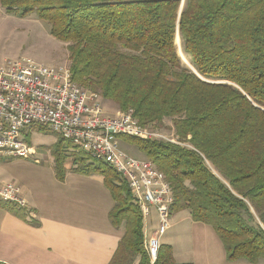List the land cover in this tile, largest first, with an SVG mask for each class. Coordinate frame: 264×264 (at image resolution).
<instances>
[{"label":"trees","instance_id":"16d2710c","mask_svg":"<svg viewBox=\"0 0 264 264\" xmlns=\"http://www.w3.org/2000/svg\"><path fill=\"white\" fill-rule=\"evenodd\" d=\"M0 4L50 25L68 47L77 85L134 110L143 126L172 119L192 149L127 138L165 174L175 198L171 214L189 211L213 228L229 262L264 261V0ZM178 35L194 70L182 64ZM61 143L56 172L63 179ZM81 169L102 173L114 201L111 222L126 228L111 264H151L127 182L105 165ZM155 264H176L172 248L162 245Z\"/></svg>","mask_w":264,"mask_h":264},{"label":"built area","instance_id":"2783aa9c","mask_svg":"<svg viewBox=\"0 0 264 264\" xmlns=\"http://www.w3.org/2000/svg\"><path fill=\"white\" fill-rule=\"evenodd\" d=\"M35 127L56 133L74 150L115 170L127 182L145 220L153 211L157 213L158 227L145 242L151 264H155L161 239L171 225L174 193L164 173L152 162L129 155L119 139L192 147L168 138L153 124L141 125L132 110L117 116L105 113L99 95L79 87L69 67L50 68L32 59L7 62L0 67V157H33L35 152L22 135ZM0 200L28 209L22 188L13 182L0 183ZM28 217L32 220L34 216Z\"/></svg>","mask_w":264,"mask_h":264},{"label":"crops","instance_id":"0c3cea01","mask_svg":"<svg viewBox=\"0 0 264 264\" xmlns=\"http://www.w3.org/2000/svg\"><path fill=\"white\" fill-rule=\"evenodd\" d=\"M68 153L63 179L51 166L47 174L40 168L13 182L22 188L28 209L0 208V264H111L125 225L115 227L111 222L114 201L102 173H85L81 167L94 166L81 162L85 157ZM11 181L0 178V183ZM29 214L32 220L25 217ZM147 224L143 225L148 239L158 227L156 212ZM162 245L172 248L176 264H251L229 262L214 229L193 221L189 211L171 214Z\"/></svg>","mask_w":264,"mask_h":264},{"label":"rangeland","instance_id":"374dc122","mask_svg":"<svg viewBox=\"0 0 264 264\" xmlns=\"http://www.w3.org/2000/svg\"><path fill=\"white\" fill-rule=\"evenodd\" d=\"M176 44L183 66L190 68L180 54L179 44ZM184 57L190 63L189 58L185 55ZM22 59H32L35 62L50 68H60L65 66L71 68L67 45L51 34V27L47 22L41 21L35 14L25 17L22 16L21 13H8L0 4V67L6 66L7 62ZM78 86L81 87L80 85ZM82 89L89 93L98 94L99 104L107 114L117 116L120 113H126L132 110L122 111L115 103L105 101L99 92L85 88ZM132 111L135 116V111ZM153 125L168 138H175L178 142L191 146L179 139L174 130L172 119H165L161 124ZM22 138L30 147H32V149L35 150L36 156L30 157V159L0 157V178L4 180L10 179L12 180L11 182L23 180L40 168H42V171L46 174L48 170H53L51 166H55L56 170V160L58 157L57 150L59 149L58 143L60 142H62L60 153L65 159H69L70 153H68V151L71 150L72 155L75 153V156L85 157L84 161L87 164L90 163L94 167L105 165L104 163L81 153V151L74 150L69 142L62 140L56 133H53L48 129L35 127L24 132ZM119 141L121 148L129 155L138 159L148 160V158L139 151L137 146L134 145L133 142L128 141L127 138H120ZM0 208L5 210L19 209L14 204L5 203L1 200ZM25 217L27 220H30L26 215ZM148 219L149 218L145 220L142 216L143 224L145 222V224L148 225ZM262 262L264 264V261Z\"/></svg>","mask_w":264,"mask_h":264},{"label":"bare ground","instance_id":"6f19581e","mask_svg":"<svg viewBox=\"0 0 264 264\" xmlns=\"http://www.w3.org/2000/svg\"><path fill=\"white\" fill-rule=\"evenodd\" d=\"M177 43L179 44V48H180V54L181 56L183 57L184 61L186 62L187 66L190 67V69L192 68L191 64L185 59L184 57V54H183V51H182V45H181V39L180 37L178 36L177 37Z\"/></svg>","mask_w":264,"mask_h":264},{"label":"water","instance_id":"95a60500","mask_svg":"<svg viewBox=\"0 0 264 264\" xmlns=\"http://www.w3.org/2000/svg\"><path fill=\"white\" fill-rule=\"evenodd\" d=\"M179 36V35H178ZM192 70H194L193 68H191Z\"/></svg>","mask_w":264,"mask_h":264}]
</instances>
